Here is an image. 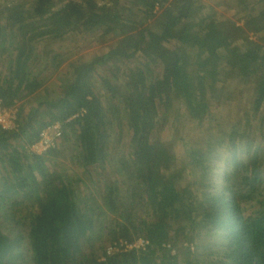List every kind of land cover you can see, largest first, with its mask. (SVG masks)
Listing matches in <instances>:
<instances>
[{"label":"trees","instance_id":"1","mask_svg":"<svg viewBox=\"0 0 264 264\" xmlns=\"http://www.w3.org/2000/svg\"><path fill=\"white\" fill-rule=\"evenodd\" d=\"M0 104V264H264V0H0Z\"/></svg>","mask_w":264,"mask_h":264},{"label":"built area","instance_id":"2","mask_svg":"<svg viewBox=\"0 0 264 264\" xmlns=\"http://www.w3.org/2000/svg\"><path fill=\"white\" fill-rule=\"evenodd\" d=\"M16 111L10 107H4L0 104V127L5 129L17 128ZM62 135L61 124L56 121L44 127L38 136V139L27 146L29 152L41 154L56 146L57 141ZM144 240L138 239L133 244H126L125 248L132 246H142ZM113 251L112 247L107 248V252Z\"/></svg>","mask_w":264,"mask_h":264},{"label":"rangeland","instance_id":"3","mask_svg":"<svg viewBox=\"0 0 264 264\" xmlns=\"http://www.w3.org/2000/svg\"><path fill=\"white\" fill-rule=\"evenodd\" d=\"M219 1V0H218ZM211 3V2H210ZM89 45V43H88ZM102 45L101 44H97V45H94V46H87L86 48H83V52H93L94 50H97V49H101L102 50L104 49L103 47H101ZM53 79V78H52ZM51 81H54L51 80ZM172 114H169V117L171 116ZM170 120L169 121H172L171 118H169ZM171 123V122H170ZM178 126V125H177ZM169 129H165V133H166V136L169 138V132H168ZM182 130V129H180ZM170 131V130H169ZM184 131V129H183ZM174 158H175V164L178 168V172L179 174L184 178V179H187L188 175H186V171H185V160H184V157H182L180 154H179V150L178 148H174Z\"/></svg>","mask_w":264,"mask_h":264}]
</instances>
